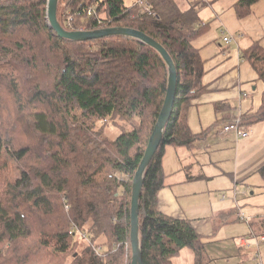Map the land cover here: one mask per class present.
Segmentation results:
<instances>
[{"label": "trees", "instance_id": "1", "mask_svg": "<svg viewBox=\"0 0 264 264\" xmlns=\"http://www.w3.org/2000/svg\"><path fill=\"white\" fill-rule=\"evenodd\" d=\"M257 1L240 0L237 7ZM147 3L157 17L123 0H57L56 17L68 32L137 30L171 58L175 95L142 176L138 247L142 264H173L182 249L202 264L201 236L189 220L162 214L158 194L165 187V148L191 149L203 135L185 119L208 87L206 61L193 45L206 30L194 7ZM243 59L264 86V52L257 42ZM167 88L168 66L151 46L123 35L63 39L49 25L47 0H0V120L7 119L0 151L18 169L17 178L5 183L8 164L0 165V264H131L132 180ZM225 110L217 106L216 113ZM241 118L244 126L264 121V89L259 108ZM119 123L131 127L107 137ZM258 173L264 178V165ZM250 227L264 236V217Z\"/></svg>", "mask_w": 264, "mask_h": 264}, {"label": "crops", "instance_id": "2", "mask_svg": "<svg viewBox=\"0 0 264 264\" xmlns=\"http://www.w3.org/2000/svg\"><path fill=\"white\" fill-rule=\"evenodd\" d=\"M136 1L123 0L129 7ZM173 1L182 11L194 7L201 24L205 26L206 32L193 45L199 49L201 58L206 61L203 83L208 87L191 102L186 112L185 120L190 130L196 127L199 133L195 134H203L195 147L165 148L162 158L165 187L158 194V210L171 218L189 220L195 232L204 239L203 243L206 240H229L234 236H219L224 228L235 224V220L242 221L239 218L242 215L236 209L239 207L237 199L243 198L244 204L253 215L248 223L250 232L247 231L245 237L238 239L234 250L230 241L225 244L224 250L228 255L233 253L231 256H237L251 251L253 246L250 245V238L261 236L256 230L253 231L250 223L264 217L261 210L264 209V202L260 197L264 195V178L258 173L259 168L264 165V121L246 126L249 131L247 138H237L231 133L220 136L218 132L221 125L228 123L233 117L254 113L260 106L264 89L262 82L259 81L260 84L253 86L254 93L248 94L241 75H247L248 80L253 78L249 72L251 65L248 63L247 66L246 61H243V52L255 42L264 52V0H258L247 8L237 7L240 0ZM242 10L244 14L239 16V11ZM227 36L231 38L229 43L223 41ZM213 59L218 62L213 63ZM213 69L214 77L207 79V72ZM217 106H224L228 110L216 113ZM215 148L229 149V169L227 166L219 168L215 165L225 161L222 157L217 158L218 161L212 158L211 153L213 149L216 151ZM173 153L176 162L172 159ZM247 182L254 187L250 194ZM217 189L226 195L221 194L213 199L211 194ZM256 192L257 195L254 196ZM249 195L253 197L248 199ZM193 197L204 200L190 202L188 208L184 209L180 199ZM197 205H200V213L204 217L189 215Z\"/></svg>", "mask_w": 264, "mask_h": 264}, {"label": "rangeland", "instance_id": "3", "mask_svg": "<svg viewBox=\"0 0 264 264\" xmlns=\"http://www.w3.org/2000/svg\"><path fill=\"white\" fill-rule=\"evenodd\" d=\"M154 14H155L154 17H157L155 12H154ZM202 26H204V24H202ZM214 62H218V60L213 59V63ZM246 63L248 64V62H246ZM247 66H249V64ZM242 72L243 71H241V74H242ZM249 72L253 76L252 80H248L247 75H244V74H242L241 77L243 78V86H244V88H246L247 93L252 94V93H254L252 91L253 86L257 85V83L260 84V82L257 79L255 71L252 68L249 69ZM207 73L209 75V77L207 79H210V78L214 77L215 71L213 69V70L208 71ZM4 96H1V97H4ZM2 102L5 105H8L10 103V99H3ZM1 120H0V127L3 130L2 132L5 134V130L7 128V126H6L7 119L3 118ZM3 121H5V123ZM118 125H119L118 128H111L110 127L109 129H107V133H105V135L109 138H114V137H116V135L119 134L120 129L129 130L131 127L129 124L119 123ZM222 126L223 125H221V127H220V132H218V135L222 136L225 133H231V134H234L236 136V134L234 132L222 133L221 132ZM197 131L198 130L196 127L195 128L192 127L193 133H199ZM205 131H208V129H206ZM167 148H173V147L167 146ZM215 149H216V151H214V149L212 150L213 151L211 153L212 158L216 159V161H218L217 158L219 159L222 157L225 160V161L216 163L215 165L219 168H222V166H227L229 169V161H228L229 155H230L229 149H226V150L221 149V148H215ZM172 159L175 160V162H176V156H174V153H173ZM4 162H6L8 164V173L6 172L2 175V181L5 183L14 181V179H16L18 176V169L16 168V163L11 162L7 158V155L4 152V150H1L0 151V165H3ZM164 180H165V175H164ZM202 184L205 185L206 183H202ZM247 185L250 186V189H248V194H250V192L254 190V187L251 186L252 184L250 182H247ZM242 186L245 187L244 185H242ZM221 194L226 195L225 192H220V190L217 189V190H214L212 192L211 197L213 199H215L218 196L220 197ZM256 195H257V192H256V194L254 193V196H256ZM198 196H200V195H198ZM248 197H249L248 199H250L253 197V195H249ZM260 197H261L262 201L264 202V195H261ZM196 200H202L203 201L204 199L198 198V197H196L195 199H194V197L192 199L191 198H181L180 204L182 205V207L184 209H187L189 203L196 201ZM243 200H244L243 198L237 199L239 207H237L236 211L239 213V215H242L244 220H242V221H236L235 220V224L229 225L227 228H224L223 233L219 236V237H221L222 235H226V237L234 236V238H231L229 240L228 239H222L220 241L206 240L205 241L206 243H204L205 250H204L203 257H202V264H256L257 261L261 262V264H264V254H263L264 242L260 241V238H261L260 236L255 237L253 239L252 238L250 239V244L253 245V247L251 248L252 253H251V251H245L246 253H243V254L241 253V254H238L237 256H231L233 253L228 255V252H224V250L226 249L225 244L228 241L231 242L232 248L234 250L236 242L238 243V239L245 237V235L247 234V231H248V233L250 232L249 227H248V223L250 221V218L253 217V215L251 214L250 209H248L249 207H247V205L244 204ZM261 210L263 211V214H264V209H261ZM189 215H191V216L199 215L200 217H204V214L200 213V205H197L196 207H194L193 210H191L189 212ZM255 239H257L259 241L258 247H256ZM202 241L204 242V239H202ZM173 262H174L173 264H194V254L192 253L191 250L184 249L179 258H177V257L173 258Z\"/></svg>", "mask_w": 264, "mask_h": 264}, {"label": "water", "instance_id": "4", "mask_svg": "<svg viewBox=\"0 0 264 264\" xmlns=\"http://www.w3.org/2000/svg\"><path fill=\"white\" fill-rule=\"evenodd\" d=\"M57 0H47V20L50 27L60 38L67 40H89L111 35H123L135 38L152 48H154L165 60L168 66V88L159 118L150 136L144 156L132 180L131 202H130V244H131V264H142L138 245V202L141 193L142 176L146 166L152 160L162 137L163 128L171 114L173 99L176 87V71L174 64L165 49L155 40L145 34L128 28H108L105 30L91 32H68L58 23L56 17Z\"/></svg>", "mask_w": 264, "mask_h": 264}, {"label": "built area", "instance_id": "5", "mask_svg": "<svg viewBox=\"0 0 264 264\" xmlns=\"http://www.w3.org/2000/svg\"><path fill=\"white\" fill-rule=\"evenodd\" d=\"M136 4H137L138 6H140L141 9H142L144 12H146V13H148V14H151V15L155 16V14L151 12L150 7H149V5H148V3H147V0H137ZM92 11H93V8L90 7V8L87 9L86 12H87L88 15H90V13H91ZM71 19H72V17H69V18H68L69 21H70ZM223 41H224L225 43H229V42L231 41V38H229V36L224 37V38H223ZM221 131H222V132H234V133L236 134V137H237V138H238V137H239V138H247L248 135H249V131H248V129L246 128V126H244V125L242 124V118H241L239 115L233 117L228 123L224 124V125L222 126V130H221ZM239 218H240L241 220H244L243 217H239ZM70 234H73V229L70 230ZM260 237H261V238H260V241H261V242H264V237H263V236H260ZM82 238L84 239L85 236L82 235ZM253 238H255V237H252V239H253ZM250 239H251V238H250ZM255 242H256V247H258L259 241H258L257 239H255ZM245 245H246V243H245ZM250 245H252V244H250ZM252 246H253V245H252ZM256 257H257V256H256ZM254 258H255V257H254ZM255 259H256V258H255ZM256 264H261V262H258V261H257Z\"/></svg>", "mask_w": 264, "mask_h": 264}]
</instances>
